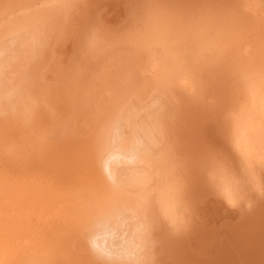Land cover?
Here are the masks:
<instances>
[{
	"label": "rangeland",
	"instance_id": "obj_1",
	"mask_svg": "<svg viewBox=\"0 0 264 264\" xmlns=\"http://www.w3.org/2000/svg\"><path fill=\"white\" fill-rule=\"evenodd\" d=\"M22 2L23 0H0V15L4 14L7 10L5 7L9 6V3L12 7L17 6L16 10L21 9L18 5L26 9L32 6L30 10L27 9L18 16V23L20 20L41 17L42 14L45 19L51 9L41 3V0L34 2L29 0L30 3L26 0V3L23 2L25 4ZM76 3L77 9L73 14L71 13L72 15H67L66 18L61 15L54 20L56 23L53 22L51 27H41L34 33L16 39L17 43L12 44L10 49L8 48L7 52L0 56L2 57L0 58V143L7 141L13 134L17 135L25 130L44 129L55 135L50 140L52 144L50 143L49 154H44L45 156L40 157L41 160L36 159L34 165L29 162L24 163L29 165V171L40 172L37 178L36 175L22 171L21 175L20 170L17 169L4 168V170L0 164V186L4 191L15 192L22 186L27 187L26 178L40 182L38 178L40 176L43 178L41 181L44 182L46 181L44 178H47L41 187L49 190V187L51 189L54 185L57 189L56 179L68 175L64 178L69 182L64 181L62 177L59 179L61 183L58 181L59 186L64 181L67 188L71 187L65 188L66 191L73 193L74 190L72 192L71 189H76L77 184V189L80 191L79 194L74 195L75 205L71 210V220L54 223V228L59 233L52 234L47 239L42 238L41 234L37 237L39 244L49 241L47 246L44 245L46 249L44 248L42 252L46 251V254L52 257L53 262L50 264H264V195L257 197L251 195L252 203L244 208L242 213L236 208L222 209L216 197L209 195L204 198L202 208H198L197 213L194 214L196 217L193 216L195 218L188 229L177 232H166L163 219L154 203V196L155 198L157 196L155 190L161 182L175 183L174 185L182 192L185 191V194L188 192V198H196L204 194L200 193L203 187L199 186L200 181L197 180L199 177L196 173L198 169L196 167L202 165L203 161L211 163L212 159H217L226 173L228 169L229 173L236 174L237 177L243 174L242 164L235 157L236 154L231 146L229 134L232 126L230 125L232 118L235 121V117L242 113L249 83L254 82L255 77L260 78V75L264 77V0H76ZM52 26L56 29H52ZM57 35L59 38H56ZM55 42L57 43L55 52L51 51L48 54V48L51 45L53 47ZM158 42L170 43L171 46L188 42L200 54L202 60L203 58L206 60L207 72H210L212 79L235 81L232 83L234 91L227 98V104L218 115L216 113L203 119L201 114L209 108L206 106L209 102H206L201 109L197 105L190 106V113L198 118L187 117L182 119L183 122H178L166 101L162 100V104H155L154 101L161 99L159 96L154 97L155 94H152V98H148L147 91L142 94L145 88L148 90L152 86L151 81L148 80L147 68L150 55L154 52V45ZM53 53L51 59L50 54ZM133 60H136L135 67L142 72L141 83L145 88L141 83L140 87L137 81L129 83L132 80L129 71L133 66ZM117 73H120L122 78L117 79ZM132 84L136 85L132 86ZM139 88L143 90L136 99ZM228 89L229 85L226 91ZM131 91H135L134 95ZM10 96L15 102V111L13 104L10 103ZM33 99L38 101V107L32 108L25 117L20 104ZM111 126H120L122 138L119 147L129 149L138 135L141 138L139 145L143 146L142 151L145 154L142 160L140 158L134 162L122 160L113 164L117 187L127 190L130 186L143 188L139 193L134 192L138 195L135 196L137 201L144 197L140 203L144 201L143 206L137 208V201L134 204L130 199L123 202L128 216L132 219L129 217L133 224L131 233H135L136 230L137 234L133 233V241L124 248L129 225L121 224L117 227V232L110 231V236L100 239L101 245L109 243L110 247L112 244L111 248L102 249L99 253L94 249L87 251L85 245H80L76 246V252L69 250L72 256L70 257L65 252L69 249L68 240H73L68 229L78 227L82 221L86 223L84 226H88L98 215L91 206L96 202L97 195L91 189L93 184L88 165L91 164L89 162L92 159L94 146L96 147L98 133L105 128V135L106 132L113 135L114 129L109 131ZM150 127L152 132L148 131ZM156 127H159L160 131H157ZM2 132L6 133V136ZM104 146L97 156L100 157ZM167 158L168 160L171 158L172 162ZM65 160L72 165L65 164ZM230 161L236 162L232 166ZM159 163H167L171 169L164 179L161 177L160 179L155 173V167ZM51 172L56 176L54 179ZM63 172L66 174L64 175ZM7 174L8 176L13 174L15 181H10L13 177H9L7 182L8 176H5ZM41 174L45 176L41 177ZM154 174L155 180L152 183ZM46 176L53 180L50 181ZM70 176L73 177L74 184ZM54 180L53 183L57 186L52 184ZM18 182H21V185ZM46 184L48 188L45 187ZM54 187H52L53 191L51 190L53 194ZM3 188L0 187V191H3ZM20 203L24 204V202ZM20 203L22 209H29L31 205L26 202L25 207ZM45 204L48 209L46 206L45 208L49 211L52 205ZM41 205L40 208L43 206ZM57 205L60 207V203ZM32 206L34 207V204ZM39 207L35 217L31 218L26 214L32 223H35L37 218L42 219L41 216H37L39 210L43 211L45 208L43 206L41 210ZM135 208L140 211L135 212ZM142 209H147L149 213ZM11 211L16 212V210ZM45 215L50 222L53 220L48 213Z\"/></svg>",
	"mask_w": 264,
	"mask_h": 264
},
{
	"label": "bare ground",
	"instance_id": "obj_2",
	"mask_svg": "<svg viewBox=\"0 0 264 264\" xmlns=\"http://www.w3.org/2000/svg\"><path fill=\"white\" fill-rule=\"evenodd\" d=\"M25 1L23 0V2ZM41 1H42L41 3H43L45 6H49V8H51L48 11V15L46 14L47 17L43 19V14H42L41 17L37 16L38 18L33 17L31 19H26L23 21L20 20V23H18V20H19L18 16L20 14L22 15V12L26 11L32 6L30 5L31 7H28L26 9L20 6L22 4L18 2L20 4L18 5V7H21V9L18 8L19 10H16L17 6L12 7L10 6V3H9V6H7L6 4L7 7L5 8H7V10L4 11V14L2 13L0 15V56L5 54V51L7 52V49L12 44L17 43L16 41L18 39L26 35H29L30 33H34L35 31H38L41 27H44V26L51 27L52 23L57 17H60L62 15V16H65L66 18L67 15H70L71 13L73 14V12H75L77 9L76 0H41ZM16 4L17 3H15V5ZM34 9H35V6H34ZM41 11L43 12V10ZM52 29H56V28H53L52 26ZM47 31L48 30H46V32ZM157 35H159V33H157ZM56 38H59L58 35L56 36ZM183 41H186V40H183ZM56 44L57 43L55 42L53 47L51 45L48 48V54L51 51L55 52L54 48L56 49L57 47ZM169 44L167 43L162 44L158 42L157 44L154 45V52L152 53V55H150L151 57L149 61V66L147 68V76L149 77L148 80L151 81V85H152L148 90L147 88L144 87V85H142L141 83L143 80V75L141 74L142 72H140L138 68L135 67L136 60H133L134 61L133 66L131 65L132 68L129 71V76H130V79L132 80H130L129 83H133V81H137V84L139 86L141 83V85L146 89L143 92H142V90L144 89L143 87H142L143 89L139 88L140 91L137 89L138 92L135 98L136 99L139 98L140 95L138 94L141 92L143 94L145 91H147L146 94L149 95L148 98L153 96L152 94H155L154 97L159 96L161 98L160 99L161 101L164 100L167 102L172 112H174L176 120L178 122H181L182 119H186L187 117L195 118L196 116L194 117L192 116V113H190V110H189L190 106L197 105V107L201 109L206 102H209V104L206 105L209 108L205 110V112L203 109L204 113L201 114L203 119L207 118L208 116L210 117L211 115H216V113L218 115V112L222 111L224 106L227 104L228 102L227 98L232 95V91H234V89L232 90V83H234L235 81L232 82V79H212L210 72H207L206 60H204V58L202 60V58L200 57V54H198L195 48L191 46L188 42H185L183 44L178 43V45L174 42V44H176L175 46H171ZM53 56H54V53L50 54L51 59ZM116 77L117 79L122 78L120 73H117ZM256 78L257 77H255L254 82L252 81V83H249L250 85L248 86L249 88L246 93L247 95H246V98H244L245 99L244 108L241 111L242 113L240 112L241 115L238 117L234 116L235 121H234V118H232V121H231L232 124L230 125L232 126L231 130L229 127L231 146L236 154L235 157H237L242 164L241 167L243 170V174L240 177H237L236 174L232 175L231 173H229L228 169L226 173L225 168L223 167L221 162H219V160L217 161V159H214V160L212 159L211 163L203 161L202 165H200L199 167H196L198 168L196 173L198 174L197 176L199 177V179L197 180L200 181L199 186L203 187L202 188L203 191H201L200 193H204V194H200L198 192L200 196H197L196 198H188V192L186 193L187 194L186 195L184 193L185 191L182 192L178 187L174 185L175 183L172 184L170 182H161L159 185H157L158 187L155 190L157 191V196L156 198L154 196V199H155L154 203H156V206L158 209L157 211L159 212V214L161 215V218L163 219L166 232L167 231L177 232L180 230H187L188 227L190 226V223L196 217L194 214L197 213V210L198 208L201 207V204H204V201H205L204 198L209 195H214L216 197L222 209L223 208L224 209L236 208L241 213L244 208H246L250 203H252L251 195H254L256 197L264 195V77L263 76L261 77L260 75V78H257V80ZM134 85L132 84V86ZM227 85H229V89L226 91ZM127 89H130V88H127ZM131 89H133V87H131ZM134 90H135V87H134ZM134 92H133V95H134ZM234 93L235 92H233V95ZM132 101H135V100H132ZM112 127L113 126L110 127L109 131H112V129H114L113 135L107 132H106L107 135H105V132H104L105 128H102V132L98 133L99 134L98 137L96 136L97 137L96 147L94 146V152L91 155L92 159L90 160V162L88 161L89 164L91 163L90 165H88L90 166L88 171L92 176L91 183L93 184V187L91 189L97 195L96 202H95L96 205L94 203L91 206L93 209H95L98 212V215L95 218H93V221L88 226H84L86 223L82 221L80 222L78 227L68 229L72 235V236L70 235L71 238H73V240L72 239L68 240L67 246L69 247V249L65 251L66 254L69 256L71 255L69 250L71 249L72 251L76 252V246H80V245L82 246L85 245V248L87 251H92L94 249L95 251H98L99 253L102 252V249L109 248L110 247L109 243L105 244L104 246L100 244L101 237H106L108 235L110 236L109 234L110 231L117 232L118 231L117 227L120 226L121 224L123 225L124 223H126V226L129 225L128 226L129 228H127L126 230L128 237L125 238L126 242H125L124 248H127L129 242L133 241L132 236L134 232L131 233V226L133 227V224L131 223L132 219L130 216H128L127 210L125 206L123 205V202L124 200L130 199V201L132 203L134 202L135 204V202L137 201L136 198L138 197V195L135 193L141 192L143 188H140L137 186H134V187L130 186L127 190V189H122V188L120 189V187H117L115 184L117 180H116V177L113 171V164L115 162L120 163L122 162V160L125 162H134V161L139 160V158L140 160H142L145 154L142 151L143 146L140 147L139 145V140L141 138L138 135L137 137L134 138L135 141L132 142V144H130V147H128L129 149L126 150L123 147L122 148L119 147L121 145L119 144V141L122 138V135L120 133V126H117V127L114 126L113 128ZM26 128H28V126ZM155 129H157V131H160L159 127H156ZM148 131L152 132L151 127ZM4 134L6 136V133ZM54 136H55L54 134L46 132L44 131V129L42 131L41 130L40 131L25 130V131H21L17 133V135L16 133L15 135L13 134L12 137L10 136L11 138H9L7 141L4 140L0 143V164L2 166V169L4 168L5 169L6 168L15 169V170L17 169V170H20V174L22 171V172H26V174L28 173L29 175H36L35 177L37 178V174H39L40 172H37L36 170L29 171L28 170L29 165L28 164L25 165L24 163L29 162L31 165H34L35 161H37L36 159H40V157L42 158L44 154H47L48 151L51 150L50 140H52ZM103 146H104V151L100 152V157H99L97 156V154L99 150L103 148ZM9 147L11 148L9 149ZM51 148H52V145H51ZM168 159L169 158H167V160ZM171 160L172 159L170 158V160L168 161H171ZM65 161L67 162V163L65 162V164L72 165V163L70 162L68 164L67 160ZM165 162H166V159H165ZM235 162H231V165L233 166ZM22 164H24V166H21ZM168 165L169 164L167 163L157 164V167H155L156 168L155 173L159 178L161 177L164 179L166 174L167 175L169 174L170 172L169 170L171 169H169ZM64 168L66 167L64 166ZM60 169H61V166H60ZM63 171H66V170H63ZM71 171L74 172V170H71ZM44 172L45 171H43V173ZM53 173L54 172H51L50 174H53ZM63 174L65 175L66 173L63 172ZM12 175L13 174H11V176H8V174L5 175V176H8L7 182H9L8 181L9 177H13ZM41 175H42L41 177H43L44 174H41ZM46 175H49V174L46 173ZM49 176H46V177H49ZM52 176H53V179L56 177L54 176V174ZM67 176L58 177L57 175L59 179H61L62 177L67 178ZM71 176H70V179L72 183L74 184L75 181L73 182V177L71 178ZM23 177H22V180L25 181V178ZM14 178L15 177H13L12 179L10 178L11 179L10 181L12 180L15 181ZM28 178H26V182H25V186L27 187L22 186L23 188L21 187L20 190L17 189L15 192L14 191H4V188L0 186L1 188H3V191H0V264H50V262H53L52 257L50 255H47L46 251L42 252L45 246L48 245L49 241L46 240L45 242L43 241L39 244V242L37 241V237L39 234H41L42 238L47 239L52 234L59 233V231H57V229L54 228V225L57 223V221H62V220L66 221L67 219L69 221L71 220V217H70L71 210H73L72 208L75 205L74 195L79 194L80 192L79 189H77V184H76V189H71L72 192L73 190L74 192L70 193L68 190L66 191L65 189L67 188V186L64 185V181L66 179L64 178V181L61 180L63 181V184H61V186L64 185L62 188L61 186H59V182H60L59 179H56L59 181V182L56 181L57 182L56 184H58V187H60L61 189H58V187L57 189H55L54 185L51 186V189L49 187L50 191L51 190L53 191L52 187H54V191H55L54 194L57 195L55 196L52 193V191L50 192L49 190H46L44 187H41L42 183L43 185L45 184V182L47 181V178H44L46 179L45 182L44 180H42L43 182L41 181V179L43 178H40V176H38L40 182L38 181L36 182V180H27ZM53 179L50 178V181ZM163 179L161 181H163ZM169 179H170V176H169ZM16 180L19 181L18 178ZM154 180H155V174H154V179L150 181L153 183ZM66 181L69 182L68 179ZM53 182H55V180L52 181V184H55ZM19 184L21 185V182ZM66 184H69V183H66ZM87 185H88V182H87ZM45 187L48 188L47 184L45 185ZM12 188L14 187L12 186ZM12 188L10 189L12 190ZM68 188H71V187L69 186ZM72 188H74V186ZM5 190H7V188ZM136 195L137 197L135 198ZM147 198L149 199V197ZM147 198H145V200ZM141 200L137 201L136 203L137 208H140L141 205L143 204L144 201L142 202V204H140ZM13 202L15 204H13ZM20 202H24V204ZM26 202L27 204L31 203V205L34 204V207L33 206L31 207L30 205L31 208L29 207V209L28 208L22 209V207L19 206V203H20L22 204L21 206L25 205L26 207V204H25ZM41 203L44 206V208L46 206L45 203L50 204L52 206L49 207L50 208L49 211L47 210L48 209L47 206H46L47 209L45 208L43 211L39 210V215L37 217L41 216L42 219L40 220L36 217L37 221L35 223H32L29 217L30 216L31 218L32 216L35 217V213H37V209L39 205H41ZM59 203H60V207L57 205ZM16 205H18V207H16ZM43 206L41 208H43ZM41 208L39 207V209ZM11 210H16V212H13ZM145 210L147 209H144L143 211ZM46 211H48L47 213L50 216V218L53 219L51 222L47 219L45 215L47 214ZM137 211H140V209L137 210L135 208V212ZM145 212L144 214L147 215ZM138 213L140 214V212ZM147 213H149V211ZM199 214H200V211H199ZM137 216H134V217H136L137 219L139 217ZM193 216L195 217L193 218ZM129 217L131 220L129 219ZM36 218H34V220ZM46 221H49V222H46ZM148 223L150 222L148 221ZM136 228H138V226H136ZM126 233H125V236H126ZM135 233H136V230H135ZM139 234L141 233L139 232ZM171 236L172 235L170 234L169 239L171 238ZM114 244L116 245V243H113V245ZM111 247H112V244H111ZM129 248H130V245H129ZM136 252L138 253V251Z\"/></svg>",
	"mask_w": 264,
	"mask_h": 264
},
{
	"label": "clouds",
	"instance_id": "obj_3",
	"mask_svg": "<svg viewBox=\"0 0 264 264\" xmlns=\"http://www.w3.org/2000/svg\"><path fill=\"white\" fill-rule=\"evenodd\" d=\"M10 103L13 104V110L15 111V102L13 100V97H9ZM155 104H162L163 102L161 100H156L154 101ZM38 107V101L33 99L31 101H27V102H21L20 104V108L22 111V114L27 117L31 111L32 108H36ZM235 210V209H234Z\"/></svg>",
	"mask_w": 264,
	"mask_h": 264
}]
</instances>
